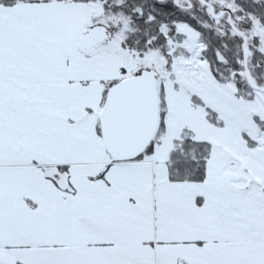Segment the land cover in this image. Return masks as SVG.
Wrapping results in <instances>:
<instances>
[{"label":"crops","instance_id":"0c3cea01","mask_svg":"<svg viewBox=\"0 0 264 264\" xmlns=\"http://www.w3.org/2000/svg\"><path fill=\"white\" fill-rule=\"evenodd\" d=\"M86 5H0V264H264L263 230L209 188L212 154L205 181L171 180L166 121L152 154L112 160L98 112L131 74L79 54Z\"/></svg>","mask_w":264,"mask_h":264},{"label":"rangeland","instance_id":"374dc122","mask_svg":"<svg viewBox=\"0 0 264 264\" xmlns=\"http://www.w3.org/2000/svg\"><path fill=\"white\" fill-rule=\"evenodd\" d=\"M207 1L217 14L229 11L232 19L242 27L248 38L249 68L253 79L259 87H264V26L252 13L239 14L240 7L235 0ZM105 2L91 0L85 6L87 26L79 36V43L82 34L97 25L105 26L110 36L93 50H80L79 54L98 53L105 49L119 52L128 67L125 75L155 69L158 72L160 110L165 119L168 116L161 145L169 146V142L177 141L180 146L181 140L187 136L210 142L209 188L213 193L224 195L228 211H238L248 217L247 227L252 225L264 233V128L256 120L264 124V92L247 88L248 98L238 95L235 77L246 79L244 70L223 67L220 73L225 79L219 81L205 56L208 44L198 30L184 21L163 24L161 31L167 37L166 44L149 49L144 56L122 49V41L132 30L131 15L114 8L123 5L124 0H109L108 6ZM180 2L184 9L193 4L198 10L203 9L195 0L191 4L187 0ZM207 7L203 10L209 15L210 7ZM210 18L202 20L207 27L228 29V15ZM249 20L252 25L248 28ZM234 32L227 34V38H231ZM235 43L240 52L243 39ZM217 60L220 64L228 63L227 57L219 51ZM167 99L172 111L170 115ZM163 133L160 132L157 139ZM155 145H159L156 140Z\"/></svg>","mask_w":264,"mask_h":264},{"label":"trees","instance_id":"16d2710c","mask_svg":"<svg viewBox=\"0 0 264 264\" xmlns=\"http://www.w3.org/2000/svg\"><path fill=\"white\" fill-rule=\"evenodd\" d=\"M37 0H0V5L10 6L17 3L34 2ZM54 1H75L89 2L91 0H54ZM105 1V0H102ZM181 0H124V4H118L115 9L122 10L131 15L132 30L122 41V46L140 56H144L149 49L159 46H164L167 37L161 31L163 24L171 25L173 22L184 21L199 31L202 38L208 44L205 51V56L211 63V69L215 77L224 82L225 77L221 75L223 67H228L233 71L244 70V49L243 45L240 52L236 47L237 41L241 38L234 32L231 38H227V34L231 35L234 30L228 19V29L224 28H209L203 24L202 20L211 19L210 14L207 15L203 9H208L205 2L207 0H195L202 4L203 9H197L196 5L188 8L181 6ZM190 4L192 0H187ZM109 0L105 4L108 6ZM239 8V14H254L264 26V0H235ZM210 3V2H208ZM111 5V4H110ZM201 14H199V12ZM225 11V10H223ZM198 14H196V13ZM216 12V11H215ZM196 14V15H195ZM217 14V13H216ZM227 12L221 17L224 18ZM200 17V18H199ZM201 19V20H200ZM233 20V19H232ZM236 28L246 35L240 25L233 20ZM252 23L248 22L247 27H251ZM246 26V25H245ZM247 36V35H246ZM244 42V39H243ZM248 50V67L250 50L248 41L246 44ZM217 51L223 53L227 59V65L220 64L217 60ZM264 58V56H262ZM250 69V68H249ZM251 72V70H250ZM246 75V72H245ZM252 75V73H251ZM125 77H122L123 79ZM253 78V76H252ZM119 79V80H121ZM117 80V81H119ZM117 81L113 82L116 83ZM254 81V79H253ZM237 93L240 96L248 98L246 89H253L247 79L242 80L240 76L235 77ZM255 83V81H254ZM256 84V83H255ZM257 85V84H256ZM258 86V85H257ZM108 89L106 90L107 93ZM105 93V98H106ZM160 98V96H159ZM105 100V99H104ZM257 123L264 128L261 120L256 119ZM213 121V120H212ZM100 130V126H99ZM165 130V114L160 110V125L157 135ZM101 133V132H100ZM247 139H249L247 137ZM180 146L174 149L170 155L168 162L169 176L173 181L179 182H203L207 175V162L211 155L212 145L208 141L194 140L187 136L180 142ZM154 151V141L150 144L147 150L136 160H141L152 154Z\"/></svg>","mask_w":264,"mask_h":264},{"label":"water","instance_id":"95a60500","mask_svg":"<svg viewBox=\"0 0 264 264\" xmlns=\"http://www.w3.org/2000/svg\"><path fill=\"white\" fill-rule=\"evenodd\" d=\"M205 4L210 7V14L215 18L227 12L232 28L244 39V67L248 82L253 89L264 92V87L254 83L248 67L247 36L236 28L229 11L216 14L211 3ZM109 36L105 26L91 27L82 34L80 48L84 52L91 51ZM157 77L155 69H143L109 87L98 118L103 143L114 162L136 160L153 142L160 125Z\"/></svg>","mask_w":264,"mask_h":264}]
</instances>
